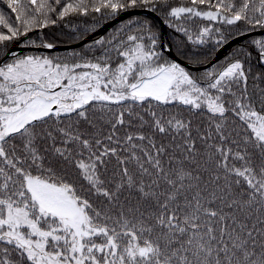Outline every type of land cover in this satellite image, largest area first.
Here are the masks:
<instances>
[{
	"label": "snow or ice",
	"instance_id": "6c2138e0",
	"mask_svg": "<svg viewBox=\"0 0 264 264\" xmlns=\"http://www.w3.org/2000/svg\"><path fill=\"white\" fill-rule=\"evenodd\" d=\"M0 264H264V0H0Z\"/></svg>",
	"mask_w": 264,
	"mask_h": 264
},
{
	"label": "water",
	"instance_id": "95a60500",
	"mask_svg": "<svg viewBox=\"0 0 264 264\" xmlns=\"http://www.w3.org/2000/svg\"><path fill=\"white\" fill-rule=\"evenodd\" d=\"M61 50H63V49H61Z\"/></svg>",
	"mask_w": 264,
	"mask_h": 264
}]
</instances>
